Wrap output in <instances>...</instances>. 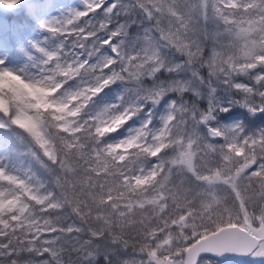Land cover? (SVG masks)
Listing matches in <instances>:
<instances>
[{
  "label": "snow or ice",
  "instance_id": "1",
  "mask_svg": "<svg viewBox=\"0 0 264 264\" xmlns=\"http://www.w3.org/2000/svg\"><path fill=\"white\" fill-rule=\"evenodd\" d=\"M32 2L59 43L36 42L31 72L0 55V76L53 107L33 115L4 94L0 264H115L113 250L125 264L264 258V127L220 117L264 114V0H82L47 19L50 0Z\"/></svg>",
  "mask_w": 264,
  "mask_h": 264
},
{
  "label": "rangeland",
  "instance_id": "2",
  "mask_svg": "<svg viewBox=\"0 0 264 264\" xmlns=\"http://www.w3.org/2000/svg\"><path fill=\"white\" fill-rule=\"evenodd\" d=\"M43 3V0H40ZM50 8L43 18L55 17L63 15L68 11L82 7V0H50ZM0 37H8L11 32L18 31V38H12L3 47H0V55L4 56L7 61V66L15 69L24 68L26 71L31 72L29 67L30 61L34 63L39 57L38 49L35 47L36 42H43L47 38V46L49 48L59 43L57 37L50 35L40 27L38 20L33 19L35 15V5L32 0H21V3L14 9H9L3 5H0ZM130 32L132 30L130 29ZM133 35L135 33H132ZM167 73L161 76V79L167 77ZM13 79L15 77L11 76ZM120 90V86L113 85V91L109 93L105 99H111L116 91ZM169 97H165L157 106L156 112L159 115L164 110L165 101ZM207 100L201 99V107L207 106ZM220 117L223 118L224 123H229L232 119L244 120L249 124L251 129L264 127V114H257L255 116L247 112L246 109L240 106H234L231 109V116L228 113H221ZM138 122V118H136ZM133 121H129L125 128L120 130L121 133L126 132V128L132 126ZM116 135L115 133L113 134ZM13 163L17 166H33L36 167L35 162L27 156H21L19 154L13 155ZM121 256L123 250L119 252ZM219 264H264V258L247 256L245 258L234 259H218ZM98 264H103V257H100Z\"/></svg>",
  "mask_w": 264,
  "mask_h": 264
},
{
  "label": "clouds",
  "instance_id": "3",
  "mask_svg": "<svg viewBox=\"0 0 264 264\" xmlns=\"http://www.w3.org/2000/svg\"><path fill=\"white\" fill-rule=\"evenodd\" d=\"M10 85V87H9ZM55 89H52L51 92H54ZM8 96L9 103L12 102V96L19 94L27 99V101L33 105L29 110L30 114H35L37 109L44 111L45 113L53 107L51 104V96L49 92H46L43 88H38L35 86H30L22 81L19 77L13 79L11 76H0V107L4 104L5 95ZM62 115H68V113L61 110ZM47 115L45 120H47ZM26 125H30L31 121L28 119L24 120ZM113 255L116 257L115 264H125L128 261L129 257L121 256L119 252L113 250ZM101 254L97 253L95 258V264H98ZM103 264H107V261H103Z\"/></svg>",
  "mask_w": 264,
  "mask_h": 264
},
{
  "label": "trees",
  "instance_id": "4",
  "mask_svg": "<svg viewBox=\"0 0 264 264\" xmlns=\"http://www.w3.org/2000/svg\"><path fill=\"white\" fill-rule=\"evenodd\" d=\"M9 87H10V85H9Z\"/></svg>",
  "mask_w": 264,
  "mask_h": 264
},
{
  "label": "water",
  "instance_id": "5",
  "mask_svg": "<svg viewBox=\"0 0 264 264\" xmlns=\"http://www.w3.org/2000/svg\"><path fill=\"white\" fill-rule=\"evenodd\" d=\"M218 259H220V258H218Z\"/></svg>",
  "mask_w": 264,
  "mask_h": 264
}]
</instances>
